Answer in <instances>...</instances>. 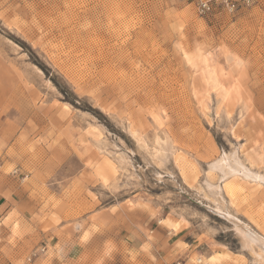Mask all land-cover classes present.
<instances>
[{
  "label": "rangeland",
  "instance_id": "rangeland-1",
  "mask_svg": "<svg viewBox=\"0 0 264 264\" xmlns=\"http://www.w3.org/2000/svg\"><path fill=\"white\" fill-rule=\"evenodd\" d=\"M0 110L26 215L76 235L74 264H171L175 240L256 264L214 206L264 238V187L208 165L237 150L264 176V0L207 18L185 0H0Z\"/></svg>",
  "mask_w": 264,
  "mask_h": 264
},
{
  "label": "crops",
  "instance_id": "crops-1",
  "mask_svg": "<svg viewBox=\"0 0 264 264\" xmlns=\"http://www.w3.org/2000/svg\"><path fill=\"white\" fill-rule=\"evenodd\" d=\"M4 117L5 114L0 110V264H28L24 262V257L28 254L30 248L34 246L33 242L38 241H42L45 244V246H43L44 244L41 246L44 247V250L50 247L52 253L49 254V250L48 252L46 251L45 254L33 260L32 264H53L54 262L57 264H74V259H68L66 257L74 253L75 245H78L76 235L71 234L70 238L64 241L65 231L60 230L59 234L61 236L59 238L54 239V237H52V239H44L47 232H40L43 226L41 223L42 221H35L33 217H28V215H26V213L30 211L29 204H26L27 195L24 191L18 190V185L12 179V169L16 166L17 162L13 156V153H16L14 149L17 146V140L13 139V135L16 134H13V132L15 133L14 129L12 131V126L6 124L7 120H5ZM34 233H36V237L38 238L31 239ZM157 236V239H166L164 238L163 232H157ZM60 239L63 240L61 241ZM92 240L93 239H85L83 242L90 243ZM173 243L175 244V251L172 252L173 256L179 258L178 260L181 258L184 264L196 263L191 254L193 248H189L192 246H189L188 250H185L180 246V244L184 242L180 241L179 244L175 240ZM56 244H59L60 247L66 246L69 251L62 253L61 256L56 255ZM68 245L72 248L69 249ZM219 252L228 254V261L232 259L233 255L229 251L223 249L208 252L206 256H202V258L210 257L213 253ZM56 261H59V263ZM222 263L223 261L217 264Z\"/></svg>",
  "mask_w": 264,
  "mask_h": 264
},
{
  "label": "bare ground",
  "instance_id": "bare-ground-1",
  "mask_svg": "<svg viewBox=\"0 0 264 264\" xmlns=\"http://www.w3.org/2000/svg\"><path fill=\"white\" fill-rule=\"evenodd\" d=\"M130 134L133 138H136L134 132H130ZM137 142H139V140H137ZM162 146H164V155L165 158H167V150H169V148L166 143ZM114 157L118 162L121 163L125 162L126 160L122 154L115 153ZM208 172L218 173L222 181L226 180L229 177H232L238 180H248L251 183L260 184L264 187V176L259 175L258 173L253 172L250 168L246 167L239 159V156L237 155V150H233V152L227 155L223 154L217 160L210 163L208 165ZM228 185L229 182H225L224 187L226 190L228 188ZM205 187L207 192L211 194L213 198H217V196L220 195V191L222 189L219 185H214L210 182H205ZM214 207H216L214 210L215 212L223 216L226 220L231 223L233 231L241 240L242 248L248 250L257 259L256 264H264V238L252 232L249 228L246 227V225L243 226L242 223L240 224L235 217H232L227 213H223L217 205H215ZM167 221L168 220H164L161 221V223L171 230L176 229V225L173 222ZM253 246L259 249V254L254 252ZM228 258V254H222V252H219L213 253L210 257L207 258H197L196 263L217 264L221 261H223L224 263L228 261Z\"/></svg>",
  "mask_w": 264,
  "mask_h": 264
},
{
  "label": "built area",
  "instance_id": "built-area-1",
  "mask_svg": "<svg viewBox=\"0 0 264 264\" xmlns=\"http://www.w3.org/2000/svg\"><path fill=\"white\" fill-rule=\"evenodd\" d=\"M193 5L195 13L201 18L212 16L218 9L226 10L228 13H235L239 10L249 7L255 0H185ZM41 252H44L41 249ZM171 264H181L175 261Z\"/></svg>",
  "mask_w": 264,
  "mask_h": 264
}]
</instances>
